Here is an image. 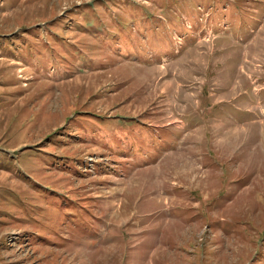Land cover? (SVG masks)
<instances>
[{
  "label": "rangeland",
  "instance_id": "1",
  "mask_svg": "<svg viewBox=\"0 0 264 264\" xmlns=\"http://www.w3.org/2000/svg\"><path fill=\"white\" fill-rule=\"evenodd\" d=\"M0 264H264V0H0Z\"/></svg>",
  "mask_w": 264,
  "mask_h": 264
}]
</instances>
